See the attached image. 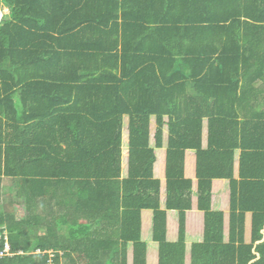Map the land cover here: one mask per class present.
Here are the masks:
<instances>
[{
    "label": "trees",
    "instance_id": "obj_1",
    "mask_svg": "<svg viewBox=\"0 0 264 264\" xmlns=\"http://www.w3.org/2000/svg\"><path fill=\"white\" fill-rule=\"evenodd\" d=\"M1 6L9 10L0 18V184L13 187L7 201L0 195V264H126L117 246L128 240L133 264H146L142 209L152 210L158 264H264V211L251 192L262 183L244 172L264 151L242 152L239 182L232 173L233 123L246 120L237 106L264 88V0ZM156 150H165L164 208ZM191 153L204 237L188 261ZM222 178L228 216L211 209L212 180ZM167 210L177 211L173 242Z\"/></svg>",
    "mask_w": 264,
    "mask_h": 264
},
{
    "label": "crops",
    "instance_id": "obj_2",
    "mask_svg": "<svg viewBox=\"0 0 264 264\" xmlns=\"http://www.w3.org/2000/svg\"><path fill=\"white\" fill-rule=\"evenodd\" d=\"M8 8L5 6H1L0 12L8 13ZM0 16V18H1ZM258 93L256 90L251 91L249 93V101H243L238 104L237 109L242 118L246 119L244 121L238 120L240 123H233L237 128L235 130L236 137L233 139L232 144L234 146V161L232 165V173L233 177L237 179V182L240 181V154L242 152L248 153H261L264 151L263 149H257L259 146H263L264 148V121L257 119V116H261L259 113L264 112V88L260 90ZM258 94V100L254 99V94ZM259 120V121H258ZM236 121V122H238ZM228 125V126H234ZM205 141H206V135ZM242 137L244 140L242 141ZM155 161L153 162V176L159 179V203L161 208H164L165 200L167 193L165 191V150H156ZM190 154V153H189ZM187 154L186 160H184L183 165V173L184 176L190 178L192 181L191 185V209L185 212V221H184V238H185V247L188 253H186V260L190 257V246L191 243H198L203 240L204 237V217L203 211L198 210L196 208L197 204V187H196V179L193 177L195 174V157L191 153V155ZM127 156V152H121V161L125 160ZM124 162H121V173L122 175L125 173L126 168L124 167ZM244 169V172L248 174L250 179H255L262 183L260 187H256L251 190L252 193L256 192L255 204L259 206L262 211H264V158L258 159L256 162H247ZM255 174V175H253ZM247 178V179H248ZM211 183V209L224 211L225 215L228 216L229 212V200H230V188L228 187V180L226 179H213ZM252 198L250 199V201ZM250 215V214H249ZM140 237L139 239L142 242H145L146 251L144 252L145 263L146 264H158V255H157V243L152 240V225H153V217L151 209H142L140 211ZM228 218L224 219L227 225H229ZM249 220L245 221V225L249 226ZM94 223V222H93ZM178 219H177V211L176 210H167L166 211V219H165V237L167 241L173 242L177 240L178 236ZM262 238L264 237V229L261 231ZM225 236V235H224ZM226 238V236H225ZM235 245H238L236 243ZM117 246V245H116ZM115 246V247H116ZM5 250H8V244H5ZM114 247V248H115ZM118 251L124 249V253L126 256V264H133V256H134V244L131 240L127 242L119 241ZM113 249V248H112ZM108 250V254H112ZM119 252V253H121ZM189 261V260H188ZM187 261V262H188ZM189 264V262H188Z\"/></svg>",
    "mask_w": 264,
    "mask_h": 264
},
{
    "label": "rangeland",
    "instance_id": "obj_3",
    "mask_svg": "<svg viewBox=\"0 0 264 264\" xmlns=\"http://www.w3.org/2000/svg\"><path fill=\"white\" fill-rule=\"evenodd\" d=\"M3 12H0V16ZM12 187L13 184L11 183V181L9 179H4L1 184H0V195H1V201H7L9 199V197L12 194ZM11 192V193H10ZM16 199H18L17 197H15ZM23 215V211L22 210H18V212L16 213L17 217H20Z\"/></svg>",
    "mask_w": 264,
    "mask_h": 264
}]
</instances>
